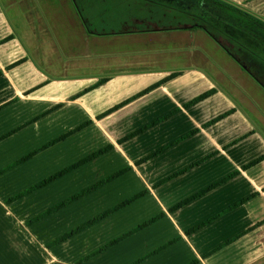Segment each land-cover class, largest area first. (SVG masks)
Here are the masks:
<instances>
[{
  "label": "crops",
  "instance_id": "1",
  "mask_svg": "<svg viewBox=\"0 0 264 264\" xmlns=\"http://www.w3.org/2000/svg\"><path fill=\"white\" fill-rule=\"evenodd\" d=\"M227 1L264 19V0ZM105 148L0 196L11 215L34 194L56 244L26 263L0 241V264H264V159L250 165L264 156V56L165 0H0V187L25 193Z\"/></svg>",
  "mask_w": 264,
  "mask_h": 264
},
{
  "label": "trees",
  "instance_id": "2",
  "mask_svg": "<svg viewBox=\"0 0 264 264\" xmlns=\"http://www.w3.org/2000/svg\"><path fill=\"white\" fill-rule=\"evenodd\" d=\"M165 1L170 6H172L174 8L186 10L187 12H191V11L197 12V14L200 17L205 18V20L209 24H211L212 26H214L217 29L221 30L222 32L226 33L228 36H230L231 38L240 42L242 45H244L245 47H247L251 51H253L259 55L264 56V19H262L261 17L255 15V14L247 11L246 9L242 8L241 6H239L235 3H231L227 0H165ZM17 64H19V62L13 64L11 67H13ZM176 76H178L177 73H172L168 78L163 80L161 82V84L166 83V82L174 79ZM104 80L105 79L99 80L98 84H100ZM211 93H212V91L199 96L198 98L193 100L190 104L196 103L197 101L207 97ZM81 128L82 127H78L75 130L68 132L66 135L56 139L55 141H53L49 145L54 144L55 142H58L64 138L70 136L71 134L79 131ZM142 131H143V129L129 135V137H127L126 139L131 138V137L135 136L136 134H138ZM47 146L48 145L44 146L42 149L46 148ZM107 150L108 149L105 148V149H102V150L88 156L87 158H85V159L67 167L66 169L60 171L59 173L55 174L54 176L40 182L38 185L30 188L25 193L17 195L15 198H17V199L21 198L24 195L35 190L37 187L46 185L49 182H52L53 180L60 178L64 174H66V173H68L74 169H77L78 167L84 165L85 163L97 158L98 156H100L101 154L106 152ZM33 154L28 155L27 157L23 158L21 161L27 160ZM262 159H264V156L255 160L250 165H254V164L258 163L259 161H261ZM2 172L3 171H0V174ZM123 172L124 171H121V172H119V173H117V174H115V175H113V176H111V177H109L103 181L98 182L97 184L92 185L91 187L85 189L81 193H79V194L71 197L70 199H67L64 202L56 205L55 207L50 209L46 214H50L56 210H59V209L63 208L64 206H66L68 203L76 201L79 198L83 197L84 195L91 193L92 191L98 189L100 186L109 182L111 179L115 178L116 176L121 175ZM139 197H140V194L132 197L131 199H129L125 202H123L122 204L116 206L115 208L108 210L107 212H105L102 215L94 218L92 221L88 222L87 224L73 230L71 232V234L78 232V231L98 222L99 220L103 219L104 217L109 216L115 210L124 207L125 205L129 204L130 202L134 201L135 199H137ZM180 205L181 204H178L177 207H179ZM42 217H43V215L33 218L32 220L29 221V224L36 222L37 220L41 219ZM153 221H154V219L145 222L144 224L137 227L134 231H131V232L123 235L122 237L112 241L111 243L104 246L103 248H101L96 253H98V252L104 250L105 248L115 244L119 240H122L123 238H125L128 235L132 234L133 232L147 226L150 222H153ZM66 237L67 236H65L64 238H66ZM64 238H62V240Z\"/></svg>",
  "mask_w": 264,
  "mask_h": 264
},
{
  "label": "rangeland",
  "instance_id": "3",
  "mask_svg": "<svg viewBox=\"0 0 264 264\" xmlns=\"http://www.w3.org/2000/svg\"><path fill=\"white\" fill-rule=\"evenodd\" d=\"M32 180H35V179H32ZM0 196L5 201H7V203H9V202H13L16 200L15 197L17 196V194L11 195L10 193L4 191L3 187H0ZM22 203H23V207H19L21 204L18 203L14 207L11 215L0 213V230H2L0 234L1 235L0 241L2 242L4 247H5V244L7 245L8 250L10 252L16 253L26 263H28L30 262L28 258V254L33 253L32 249L37 250V251H43L42 250L43 248L44 249L53 248L55 247L56 244L54 242L46 241V239L43 237L41 228L37 227V222L29 224L30 220L40 215V213L36 214V211L34 208V194L26 198V200H24ZM24 205H26V207ZM12 220L20 221V222L27 224V226H29L28 227L29 238H31L33 241H27L25 239V243H23L19 247V245L16 244V237L14 236L12 237V235L8 236L9 234L8 231L3 230L2 228V227H6V224L4 223L11 222ZM15 229H16V234L20 235L17 231V228ZM20 236L23 237V235H20Z\"/></svg>",
  "mask_w": 264,
  "mask_h": 264
}]
</instances>
